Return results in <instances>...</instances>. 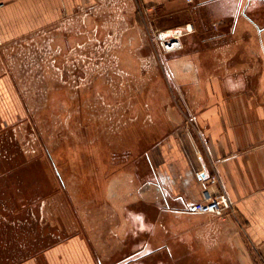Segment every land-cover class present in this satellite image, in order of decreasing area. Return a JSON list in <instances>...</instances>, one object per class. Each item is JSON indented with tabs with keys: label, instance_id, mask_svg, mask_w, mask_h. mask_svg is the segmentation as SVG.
<instances>
[{
	"label": "crops",
	"instance_id": "1",
	"mask_svg": "<svg viewBox=\"0 0 264 264\" xmlns=\"http://www.w3.org/2000/svg\"><path fill=\"white\" fill-rule=\"evenodd\" d=\"M74 20L83 41L87 26L124 38L125 52L121 45L116 52L128 71L138 72L146 58L167 86L151 104L158 134L144 154V179L109 185L111 210L104 212L114 221V241L102 242L101 228L93 245L74 234L43 252L45 264H191L198 250L213 264L218 249L238 251L243 263L251 250V263L264 264V0H0V122L16 109L5 53L39 35L69 39ZM185 22L194 31L182 47L157 53L153 32ZM200 169L216 173L210 188L231 201L224 218L186 209L202 199Z\"/></svg>",
	"mask_w": 264,
	"mask_h": 264
},
{
	"label": "rangeland",
	"instance_id": "2",
	"mask_svg": "<svg viewBox=\"0 0 264 264\" xmlns=\"http://www.w3.org/2000/svg\"><path fill=\"white\" fill-rule=\"evenodd\" d=\"M95 28L85 27L81 42V24L70 22L72 48L55 61L57 50L50 53L40 35L5 53L16 109L0 122V264H45L47 248L74 234L93 245L99 228L102 242H113L114 221L104 212L111 210L109 185L146 175L144 154L158 134L151 104L167 86L164 75L147 68L146 58L138 72H126L116 52L119 45L125 52L124 38L95 35ZM116 252L105 251L112 259ZM207 252L196 251L191 264L211 263ZM215 252L213 264H252L251 250L244 263L238 251Z\"/></svg>",
	"mask_w": 264,
	"mask_h": 264
},
{
	"label": "built area",
	"instance_id": "3",
	"mask_svg": "<svg viewBox=\"0 0 264 264\" xmlns=\"http://www.w3.org/2000/svg\"><path fill=\"white\" fill-rule=\"evenodd\" d=\"M192 31H194L193 24L185 22L173 27L156 29L151 38L161 53H168L180 49L182 38ZM196 178L204 184L203 196L200 200L187 203L188 211L210 214L217 218H224L228 213L233 212L231 201L226 192L210 188L211 185L218 183L216 173L206 174L204 169H200L196 172Z\"/></svg>",
	"mask_w": 264,
	"mask_h": 264
},
{
	"label": "flooded vegetation",
	"instance_id": "4",
	"mask_svg": "<svg viewBox=\"0 0 264 264\" xmlns=\"http://www.w3.org/2000/svg\"><path fill=\"white\" fill-rule=\"evenodd\" d=\"M78 37L79 36H77V38ZM80 40H81V42H84L82 37H80ZM70 41H71L70 37H69V39H66V40H58L56 36H53L49 39L50 53L52 52L53 48L55 50H57V56L54 55L55 56L53 59L54 61H55V58L56 57L58 58L59 56H66L67 57V54L69 53L70 48H72V45H70ZM76 41H77V44H79V40H76ZM121 48H122V46H121ZM118 58H119V61H120L122 66H123V62L125 63L124 67H125V71L127 72L128 69L126 66V63H127L126 58L123 56H118Z\"/></svg>",
	"mask_w": 264,
	"mask_h": 264
}]
</instances>
